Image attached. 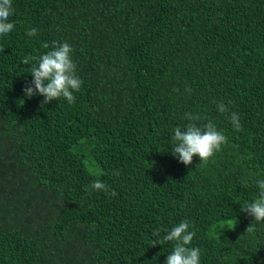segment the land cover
Returning a JSON list of instances; mask_svg holds the SVG:
<instances>
[{
  "label": "trees",
  "instance_id": "1",
  "mask_svg": "<svg viewBox=\"0 0 264 264\" xmlns=\"http://www.w3.org/2000/svg\"><path fill=\"white\" fill-rule=\"evenodd\" d=\"M12 7L14 30L0 36V264H165L174 242L153 246V233L185 220L200 264H264V222L240 211L264 179V0ZM52 41L70 44L83 82L71 105L22 91L23 59ZM185 113L227 137L207 164L171 154ZM95 180L117 195L86 190ZM224 221L237 225L210 234Z\"/></svg>",
  "mask_w": 264,
  "mask_h": 264
},
{
  "label": "clouds",
  "instance_id": "2",
  "mask_svg": "<svg viewBox=\"0 0 264 264\" xmlns=\"http://www.w3.org/2000/svg\"><path fill=\"white\" fill-rule=\"evenodd\" d=\"M14 9L12 0H0V36L7 35L14 30V23L9 21L13 16ZM29 37L37 35L36 28H30L26 31ZM44 49H50L39 56H26L22 63L31 64L29 73L32 80L22 91L29 99L33 96H41V104H47L53 100L58 101L63 98L68 104H74L78 92L82 86V80L76 73V64L72 59L73 49L67 42L52 41L51 45L47 42L41 45ZM0 51H3L0 48ZM217 111L228 113L229 109L224 103L217 104ZM185 118L189 121L184 126L173 129L171 137L174 146L171 154L178 158V162L188 166L192 163L193 157H199L201 163L207 164L215 153L221 150L222 145L227 143V137L218 131L215 124L211 121L197 126L196 121L201 117L194 113H185ZM236 131L241 130V124L238 113L232 112L230 117ZM118 175L119 173H114ZM259 189L257 199L252 202H246L241 206L240 211L253 217L256 222H264V179L256 181ZM86 190L111 192L115 197L117 193L110 190L108 186L100 180H95ZM235 224L233 225V228ZM190 222L181 221L170 230H165L166 234L161 236V230L156 229L153 233L157 239L152 241V245H164L166 242H174L173 251L167 256L165 264H200L201 250L198 247H192L191 242L195 236L194 231H190ZM255 227L251 223L246 232H254Z\"/></svg>",
  "mask_w": 264,
  "mask_h": 264
},
{
  "label": "rangeland",
  "instance_id": "3",
  "mask_svg": "<svg viewBox=\"0 0 264 264\" xmlns=\"http://www.w3.org/2000/svg\"><path fill=\"white\" fill-rule=\"evenodd\" d=\"M92 164V161L88 160L86 161L87 167L90 169V171L94 174H98L99 170L96 167H90ZM235 224V227L237 225L236 221H224L220 223L219 225L213 226L210 228V234H219L222 232H227L233 228V225Z\"/></svg>",
  "mask_w": 264,
  "mask_h": 264
}]
</instances>
